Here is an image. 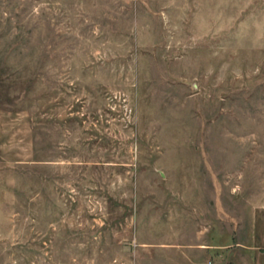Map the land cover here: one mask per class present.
<instances>
[{
  "label": "rangeland",
  "instance_id": "374dc122",
  "mask_svg": "<svg viewBox=\"0 0 264 264\" xmlns=\"http://www.w3.org/2000/svg\"><path fill=\"white\" fill-rule=\"evenodd\" d=\"M0 264H264V0H0Z\"/></svg>",
  "mask_w": 264,
  "mask_h": 264
}]
</instances>
